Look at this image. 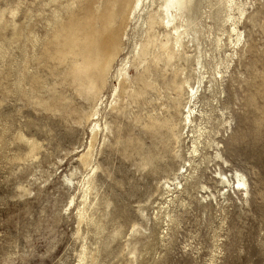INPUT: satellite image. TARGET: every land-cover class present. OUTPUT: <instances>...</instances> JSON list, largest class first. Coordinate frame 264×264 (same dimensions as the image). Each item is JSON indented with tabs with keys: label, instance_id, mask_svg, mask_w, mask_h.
I'll use <instances>...</instances> for the list:
<instances>
[{
	"label": "rangeland",
	"instance_id": "1",
	"mask_svg": "<svg viewBox=\"0 0 264 264\" xmlns=\"http://www.w3.org/2000/svg\"><path fill=\"white\" fill-rule=\"evenodd\" d=\"M242 1L250 11L261 2ZM35 3L0 0V264H81L84 243L88 247L85 264H264L263 16L258 14L254 25L239 24L248 42L227 68L220 66L221 74L225 71L222 77L217 75L211 93L218 98L204 106L203 123L211 129L210 137L219 141L228 162L213 159L215 144L207 146L209 161L194 183H188L184 202L171 204V218L165 217L157 226L153 213L161 200L158 187L165 180L172 182L179 159L166 155L158 167L139 169L129 150L124 151L125 144L110 147L99 141L97 161L102 170L96 178L97 205L91 209L98 226H87L78 224L75 208L80 202L77 182L86 174L78 156L89 140V125L76 124L74 112L70 116L36 106L35 97L40 95L36 91L42 83L33 84L32 92L30 76L38 74L49 85L55 77L38 63L31 45L15 38L12 27L6 25L11 22L9 12L18 7L15 21L29 22L35 34L43 35L45 21L37 17ZM206 22L212 33H218L220 21ZM212 37H201L202 46L217 59L223 54L213 51ZM134 74L131 70L130 75ZM64 87L57 89L74 97ZM73 99L72 106L88 107ZM122 117L120 125L126 134L132 121ZM225 119L231 120L230 126L223 123ZM147 136L143 137L151 146ZM27 140L36 142V148L31 149ZM219 168L230 179L236 168L242 171L250 194L237 190L232 180L220 183ZM70 177L74 184L67 181ZM201 195L208 202L211 199L210 204ZM141 209L148 222L140 217ZM134 224L137 232L132 230ZM116 230L119 234L113 237ZM127 245L136 248L135 263L129 262Z\"/></svg>",
	"mask_w": 264,
	"mask_h": 264
},
{
	"label": "bare ground",
	"instance_id": "2",
	"mask_svg": "<svg viewBox=\"0 0 264 264\" xmlns=\"http://www.w3.org/2000/svg\"><path fill=\"white\" fill-rule=\"evenodd\" d=\"M213 1L34 0L37 17L45 21L41 36L35 34L29 22L15 21L20 12L18 7L9 12L11 22L6 25L12 27V35L25 39L38 63L55 77L49 85L47 81L41 82L38 74H30L31 89L33 84L42 83L36 91L40 95L33 100L36 106L53 113L74 112L76 124L89 125V140L78 156L80 166L86 171L77 182L78 187L75 186L80 193V202L75 208L78 224L98 226L91 209L97 205L96 178L102 170L97 161L99 141L102 146L125 144L124 151L129 150L139 169L158 167L166 155L179 159L178 167L172 172V182L165 180L158 187L161 200L153 213L157 226L165 217L171 218L168 209L171 204L184 202L183 194L189 193L188 183H194L197 172L209 161L207 146L215 144L213 159L228 162L218 146L219 141L210 137L211 129L203 123L204 106L210 99L218 98L211 93L214 83L218 82L217 75L224 74L220 66L227 68L248 42L239 24L247 21L254 25L258 14L263 16L264 24V0H260L258 7L252 6L251 11L242 0ZM44 12L48 15L44 16ZM205 19L220 21L218 33H212V26ZM208 34L213 35L210 40L213 51L222 52L220 58L216 59L203 48L201 37ZM131 70L134 75H130ZM58 86L71 89L74 97L86 102L88 107L72 106L74 97L66 96ZM122 116L128 123L132 121V128L126 134L120 125ZM230 122L225 119L223 123L230 126ZM147 135L152 139L151 146L143 137ZM27 143L31 149L37 146L34 141L27 140ZM217 173L220 183L232 180L237 183V190L250 194L247 177L239 169H235L231 179L221 168ZM67 181L74 184L71 177ZM201 187L207 189V186ZM232 189L235 191L234 185ZM201 198L206 199L202 195ZM205 202L210 204L211 199ZM108 206L105 201V207ZM139 214L148 222L144 210ZM136 224L132 226L133 232H137ZM117 234L116 230L112 236ZM127 248L129 262L135 263L136 248L128 245ZM87 256L88 247L84 243L79 257L81 264L86 263Z\"/></svg>",
	"mask_w": 264,
	"mask_h": 264
}]
</instances>
